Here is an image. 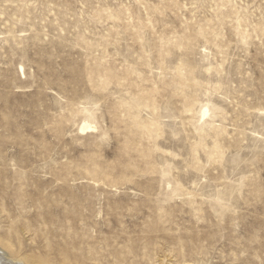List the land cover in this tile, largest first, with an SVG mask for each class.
Returning a JSON list of instances; mask_svg holds the SVG:
<instances>
[{
    "label": "rangeland",
    "instance_id": "1",
    "mask_svg": "<svg viewBox=\"0 0 264 264\" xmlns=\"http://www.w3.org/2000/svg\"><path fill=\"white\" fill-rule=\"evenodd\" d=\"M0 255L264 264V0H0Z\"/></svg>",
    "mask_w": 264,
    "mask_h": 264
},
{
    "label": "bare ground",
    "instance_id": "2",
    "mask_svg": "<svg viewBox=\"0 0 264 264\" xmlns=\"http://www.w3.org/2000/svg\"><path fill=\"white\" fill-rule=\"evenodd\" d=\"M0 264H18V262L12 261V260L11 261L7 260V258H5V256L3 257V256L0 255Z\"/></svg>",
    "mask_w": 264,
    "mask_h": 264
}]
</instances>
